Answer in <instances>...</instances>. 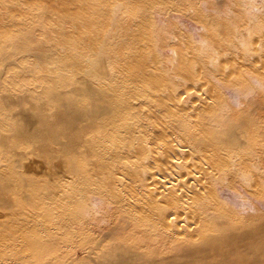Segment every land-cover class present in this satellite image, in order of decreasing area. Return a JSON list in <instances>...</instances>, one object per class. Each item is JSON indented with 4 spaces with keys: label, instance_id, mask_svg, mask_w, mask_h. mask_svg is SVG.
<instances>
[{
    "label": "bare ground",
    "instance_id": "obj_1",
    "mask_svg": "<svg viewBox=\"0 0 264 264\" xmlns=\"http://www.w3.org/2000/svg\"><path fill=\"white\" fill-rule=\"evenodd\" d=\"M105 1L108 4V0ZM40 2L34 9L27 6L26 0H0V21L3 16L5 18L2 34L7 33L11 26L13 14L10 11L22 9L31 13L33 19L44 22L51 32L60 33L64 24L67 25L70 28L67 36H73V42L67 46L61 41L52 46L51 58H62L53 70L56 75L46 69L50 65L41 62L47 54L42 49L36 51L40 59L32 64L33 59L29 57L33 52L29 54L27 47L35 33L34 30L29 32L26 24L14 39L15 45L3 48L0 57L4 67L0 75V107L8 110L0 111V153L3 154L0 158V205L9 203L12 207H20L26 199L35 203L33 191L28 194L26 188L27 194H24L28 197L18 198L16 193L8 195V192H14L12 184L15 182H8L3 173H18L14 167L23 160L30 163L27 162L26 167H34L35 164L40 172L61 173L62 180H66L65 186L61 182L50 189L46 205L39 206V210L42 206L43 217L34 215L37 204L25 203L33 209L32 214L28 213L33 217L29 219L34 227L30 231L36 238L31 246L38 255L31 264L43 262V253L51 256H45L49 264L57 255L55 251L65 247L59 245L61 241L74 242L76 228L83 229L85 233L81 245L84 264H264V216L244 226L225 210L216 193V184H225L228 176L242 183L247 181L245 173L240 170L246 163L241 147L246 142L251 145L243 130L245 122L240 120L237 125L229 115L226 120L220 118L222 107L230 99L210 105L208 100L217 99L216 96L212 98L214 88L210 85L206 89L204 86V94L188 90L182 97L180 92H173L175 82L168 84L163 69L156 65L155 60L149 55L145 59L141 53L135 52L138 50L133 45L109 54L106 38L94 36L95 44L91 40L86 42L90 34L83 29L89 21L82 20L78 28L79 20H73L72 16L78 18L82 13L88 17L90 12L97 11H72V5L85 4L83 0ZM54 2L59 3L56 11L53 10ZM246 3V7L238 9V19L233 25L235 43L243 49L253 45L252 37L259 41L255 45L264 40V0H259V3L248 0ZM48 14L66 17L63 26L54 27ZM69 17L71 22L67 21ZM195 18H199L198 15ZM33 19L25 16L23 22ZM202 28L205 29L204 25ZM78 32L82 38L74 41ZM4 41L5 38L2 39ZM249 50L247 55L251 54ZM218 61H211L209 68L220 71L217 75L222 84L231 87L233 73L231 70L230 74L223 71L228 65L221 67ZM175 74L179 77V85L186 83L181 72L176 70ZM24 75L30 76L32 89H22L21 85L29 83ZM238 78L235 82H240L242 76ZM251 78L264 92V82L255 76ZM190 81L197 83L199 78L192 77ZM251 87L243 84L236 88L242 95ZM190 94L198 98L187 105L182 104V99ZM255 108H259L257 103ZM259 115L249 120L252 139L257 136L256 129L260 130L264 123V115ZM233 131L238 133L237 142ZM259 142L254 141L252 145L258 146ZM21 144L31 146V156L23 154ZM52 149L54 154H50ZM181 152L196 157L182 159L177 155ZM36 154L42 160L53 159V163L42 167L34 159ZM257 154L258 162L264 161L263 151ZM144 158L147 163L141 166ZM261 165H257V169L261 172L259 174H264ZM80 173H89L90 177L101 173L102 180L91 185L88 177ZM80 177L85 178L82 180H86L87 188L95 195L86 194L78 202L80 195L74 184ZM250 182L253 183V179ZM263 182L260 191L264 194ZM102 209L100 217L95 215ZM9 214L11 212H6V209L0 210V220ZM92 219L96 228L104 232L102 236H93ZM10 227L14 228L13 222ZM45 236L47 239L42 238ZM9 243L0 242V247L9 246L8 254L11 252ZM18 255L17 251L13 255L16 261ZM66 257L64 260L55 258V262L75 264L74 258Z\"/></svg>",
    "mask_w": 264,
    "mask_h": 264
},
{
    "label": "rangeland",
    "instance_id": "obj_2",
    "mask_svg": "<svg viewBox=\"0 0 264 264\" xmlns=\"http://www.w3.org/2000/svg\"><path fill=\"white\" fill-rule=\"evenodd\" d=\"M26 1L27 6H31V8L34 9H36V5L38 7V4L41 3L40 0ZM83 1L85 4H73L72 11H97V13L90 12L88 17H84L82 13L78 18L72 16L73 20H79L77 21L79 22V24L77 25L78 28L79 26H81L82 20L86 19L89 21V24L83 29V32H89L88 34H90V38L86 40V42L91 40V42L95 44L93 41V39L95 38L94 36H98L99 39L101 37L106 38L108 41L106 43V47H109V54H111L116 49L119 51L121 48H125V46L127 45H133L135 50H138L135 52L141 53L145 59H148L147 56L149 55L150 59L152 58L153 60H155L154 62L156 63V65H158L159 68L163 69L164 76L166 77L168 84L171 85L173 82H175L176 86L173 87V92H175V94L176 92H180L182 97L186 96L188 90H194V92H201L202 94H204V86L206 89L210 85L214 88L212 98L214 99V96H216L217 98L212 101L208 100L210 105L217 101L220 103L229 101L230 99V101L227 102V105H224V107H222L223 114L220 118L222 120H226V117L229 115L232 120L237 122V125L239 124L240 120L245 122V127L243 130L246 133L247 137L250 139L248 140L251 145L247 144L246 142V144H243V146L241 147V151L243 152V158L246 163L243 164L242 167H240V170L241 172L245 173L247 181H244L243 184L237 179H234V177L232 178L228 176V179L226 180L225 184H216V193L217 195L219 194L220 202H222L221 204H224V206L226 207L225 210L229 214H232L236 220L241 221V224H244V226L250 224L252 221L260 217H263L264 194L261 193L260 189L262 187V180H264V174H259L261 172L258 171L257 165L259 166L262 164L260 167L262 173H264V169H262V166L264 168V161L262 160V162H258L257 158H259V156L257 153H261L262 151L264 153V123H262L263 125L260 126V130L256 129L257 136L252 139L253 132L252 127L249 125V120L251 121L252 118L255 116L258 117L259 114L264 115V102L262 103V101L264 100V92H262L261 89H258L259 86L257 82H255V80L251 78V76H255L264 82V40L263 42H260L259 44L255 45V43L259 41L256 37H252L251 40L253 42V45L250 48L243 49L240 48L237 43H235V33L233 30V25L236 23L235 20L238 19L237 16L239 15L238 9L246 7V2L248 0H108V4L105 0H91L93 2H89L87 0ZM252 2L259 3V0H256V2L252 0ZM200 3L202 4L200 5ZM58 5L59 3L54 2V11L59 9ZM63 7H65V11H67L66 6L64 5ZM229 9L231 11H228ZM20 11L23 10L15 9L14 11H10L13 14V20L10 22L11 26H9V31L7 33L2 34L3 26L5 23L4 16L0 21V57L3 48L6 47L7 49V46L12 47L15 45L14 39L18 35H20L21 31L24 29L22 28L24 26L23 24H26L27 26L25 28H28L29 32H31V30H34L35 33L33 34V38L29 40L30 46L27 47L29 54L33 52V55L29 57L33 59L32 64H34L36 60L40 59L38 58V56H36V51H41L42 49L46 51L47 54L45 55L46 59L42 60L41 62L45 61L48 66L50 65L46 69L50 70L52 73L55 74L53 70L56 68L57 62L62 58L60 56H53V58H51V54L54 50L52 46L59 41L65 43L66 46L72 43L73 41L71 40L73 36L70 38L67 36L70 28L64 24V27L60 33L59 31L51 32L47 30L44 22L33 19L31 13H27V11ZM2 12L4 13V11ZM196 14L199 18H195L197 17ZM48 15L49 20L54 23V27L58 28L59 26H63V21L66 17L62 18L59 16H53L51 14ZM25 16H28L33 20H30L29 22L25 23L23 22V18ZM94 17L97 18V21L94 20ZM199 19H202V21ZM196 20L201 21V23H199V21L197 22ZM67 21L71 22L70 17ZM202 24L204 25L206 30L202 28ZM209 27H211V29ZM160 33L161 36H158L160 35ZM185 34L187 36H185ZM262 34L264 36V30ZM55 36L58 37V39ZM131 36H133V38ZM79 37L82 38V36L78 32V37H76L74 41H78ZM4 38L5 41L2 42V39ZM199 43H201L202 45H199ZM106 47L104 48V50H106ZM248 50L251 52V54L247 55ZM60 52L62 53V51ZM170 57H172L171 59H174L171 61ZM123 59L124 55H122V60ZM211 61L220 62L221 67H223V64L228 65L229 68L227 67L223 71H226L227 73L232 71V76L235 80L232 79V82H230V84H233L234 86H227V88L225 84H222V80L218 78L220 71H218L217 69L213 70V68H209ZM32 66L33 65H30L29 67ZM3 68L4 67L2 61H0V75L3 74ZM176 70L178 72H181L185 76L186 83L179 85L180 80L178 79L179 77H177L178 75L175 74ZM24 76L27 82L29 83L25 86L21 85L23 87L22 89H32L33 84L29 81L30 76ZM239 76H242L241 81L235 82L239 79ZM192 77L199 78V81L197 83H193L192 81H190L192 80ZM243 84L248 85L249 87L251 85L252 87L249 88L245 94L239 95V91L236 87L243 86ZM9 87L16 88L15 86ZM1 88L4 89V86H2ZM146 91L151 92V90ZM188 96L189 97L182 99V104L187 105L191 100L198 98V96L195 94H190ZM255 103L259 105V108H255ZM229 108L232 109L228 110ZM16 110H18V107L16 108ZM0 111L7 112L8 110L4 109L3 107H0ZM232 134L234 135L235 142H237L238 133L233 131ZM254 141L257 143L260 141L259 145L254 147ZM21 146L24 150L23 154L25 156H31L32 153L29 150L31 146L23 144H21ZM253 148L255 149L253 150ZM54 151L55 150L52 149V152L50 154H54ZM177 155H179L182 159H193L196 157L193 154H184L182 152ZM0 158H3L2 153H0ZM34 159L38 160L40 165L44 168L46 167V165L49 166L53 163V159H50L49 157L42 160V157L39 154H36L34 156ZM27 162V160H23V163H20L17 167H14L16 171L18 170V173H3V177H5L8 182L16 183V185L15 183L14 185L12 184V187L15 188V190L14 192H8V195L10 193L9 196H12L11 194L14 195L16 193V197L19 198L20 196V198H24L25 191L28 190V194L29 192L33 191L35 203H33L30 199H26L25 201H23V206L20 207H12L9 203H7L8 206L7 204H5V206L0 205L1 211H5L6 209V212H11V214L5 216L4 219L2 218L3 220H0V242H11L9 243L11 248V252H9V254L11 253L10 256L13 257L16 251L18 255L19 252L16 261L14 257L10 259V256L8 254L9 250H7L9 249V246L7 247L6 245L4 247H0V250L2 251L0 252V264H31V261L38 256L36 255L34 249L31 246L33 245L32 243L36 238L33 237L35 233H33L32 230L30 231V229L34 227L30 223L31 220L29 219H32L33 217H31L32 215H28V213L32 214L33 209L31 210V207L28 204H37V207H35L34 209V215L37 216V214H39L43 217L42 206L40 210L39 206L43 203L46 205V200L48 199L46 196L49 194V190L52 188H56L58 184H62L63 182L65 186L66 183V180H62V177L60 175L61 173L54 175V173L52 172H40L39 170H37V165L33 163L32 164L34 165V167L29 166V162V165L26 167L25 164H28ZM146 163L147 160L146 158H144V160H142L141 166H144V164ZM118 165H120L119 162ZM233 172L237 174L236 170H232V173ZM80 174H83L85 177H88L89 184L91 185H96L102 180L101 173H96L95 176L91 177L88 176L89 173ZM58 175L60 177H58ZM55 177H57L58 180L61 179V181H58ZM12 178H14L13 180L15 181L11 180ZM79 179L80 180L76 181L74 184L77 189V194L80 195L78 202L84 199L86 194L95 195L93 191L87 188L86 180H82L85 178L80 177ZM252 179L253 183L250 182L252 181ZM228 180H230V182ZM80 181L82 183V188ZM227 181L229 182L228 184ZM68 185L69 184L67 183V186ZM220 188L223 189L220 190ZM252 189H256L258 191H254ZM25 193L27 194V192ZM121 193L125 195L123 192ZM22 194L23 196H21ZM25 196L28 197V195ZM121 201L123 202V198L121 199ZM25 203L28 204H26L25 206ZM102 213L103 209L100 211H96L95 215L100 217ZM25 215H28L29 217ZM11 218H14V220H16L17 222H14V220L11 221ZM95 220L97 219L95 218ZM95 220L92 219L93 229L91 232L93 233L94 237H100V234L102 236L104 232L100 228H96V226L94 225ZM27 221H29V223H27ZM12 222L14 225L13 229L10 227V224ZM32 222H34V220ZM23 223H27L28 226H25L27 224ZM107 224L109 223L107 222ZM42 234L44 233L42 232ZM75 235L76 236L74 242L68 244L67 242L64 243L63 241H61L59 243V245L61 244L62 247H66H64L66 251L64 248H60L61 251H55V254L57 255L54 256V258L49 264H60L58 262H55V258L57 260H64L67 258L66 255H69L70 257L74 258L75 264H84L81 261L83 257L81 245H83L85 233L83 229L78 230V228H76ZM58 236L59 238L61 237V235ZM26 238L28 239V241ZM42 238L47 239L46 236ZM31 239H33L32 242ZM47 241L48 240H46V242ZM15 246L17 247V249ZM5 247L6 249H4ZM67 249H69L70 251L68 252ZM45 256L51 257L50 255H44L43 253V262H41L40 264L48 263V259Z\"/></svg>",
    "mask_w": 264,
    "mask_h": 264
}]
</instances>
